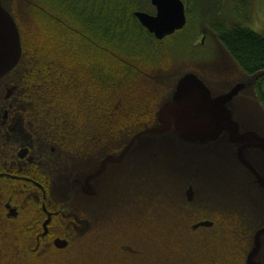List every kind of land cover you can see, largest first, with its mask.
Returning <instances> with one entry per match:
<instances>
[{
    "label": "rangeland",
    "instance_id": "1",
    "mask_svg": "<svg viewBox=\"0 0 264 264\" xmlns=\"http://www.w3.org/2000/svg\"><path fill=\"white\" fill-rule=\"evenodd\" d=\"M187 1L184 0L186 6ZM189 1L193 18L197 19V21L202 8L212 12L215 10L218 13L222 12L225 3L227 4V0ZM29 2L30 0H2L4 7L15 18L19 26L22 35V50L28 56L27 59L24 56L23 68L18 69L20 76L22 70H25L23 77L26 81L23 82L32 90H30V97L35 102L33 104V102L29 101L26 106L31 112L30 116L32 117L33 115V117L40 118L41 122H43V119L38 113L47 119L49 112L56 111L53 117H57L58 111L64 112L61 113L64 116L63 124L59 122L58 124H61V126L65 125L68 130L67 134H65V131L63 133L60 128L54 130L59 127L57 124L50 131H48L50 125L46 124V128L49 138L51 137L55 142L66 144L72 134L77 135L85 131L88 123L84 124L81 122L79 117L84 115L80 112L76 111L78 114L75 115L74 111L77 110V105L72 102L70 96H73V94L69 92L71 89H68L63 84L62 78L61 80H56L51 70L46 72V74L47 77H51L52 84L43 81L45 75L41 71L44 69L43 62L45 60L40 54L53 52L55 49H52L49 45L51 38L45 32V29L31 18ZM144 5L146 8L149 7V1H146ZM255 10L251 28L264 34V0H256ZM147 12L154 14V7L152 6ZM228 13L227 16H229ZM211 26V24H206V26H202L203 28L198 30L196 46L201 45L203 48L202 53L196 55L188 53L184 60L170 62L163 70L142 75L137 83L130 87H125V92L131 96V100L124 106L121 104H117V106L120 107L121 111H123V108L128 111L139 109L137 115L135 113L132 118H127L126 121H132L129 125L136 126V128L139 127L138 129L141 131L146 129L147 126L141 127L140 125L141 122L145 121L143 118H146V115H143L150 110L155 109L157 111L171 97L178 79L185 73L194 72L198 74L214 92L227 90L235 85L247 83L250 80L219 44L211 30ZM191 27L193 30L196 29V23L193 22ZM168 49L171 53L176 51L173 46L168 47ZM29 72L38 74L39 83H35L37 86L36 90L32 89V82L27 78ZM56 84L67 90L63 93L59 89L56 90ZM92 90L91 96H94L95 91L93 88ZM241 97L236 98L233 102H241ZM245 98L249 101V103L247 102L249 108L244 107L245 116L256 117L259 115L260 117L264 114L263 108L258 105L252 86L248 94H245ZM44 100H46L45 106H43ZM48 104H51V107ZM71 104L75 107L73 111ZM40 105L43 107L42 110ZM98 105L100 104L91 100V134H98L102 140L113 138V134L103 135L107 130L103 126L98 125L99 117L96 116L98 112L95 110ZM239 105L243 106V103H239ZM113 119L119 121L118 117ZM120 121H125V118L124 120L121 118ZM71 125L78 129L73 130ZM138 132L140 131L136 130L132 134L134 135ZM116 135L119 134L117 133ZM169 137L174 140H176V137L178 142L175 145L181 147L179 150H184L180 159L174 161L172 165H178L186 169H199L196 173L197 178H200L201 175L205 177L206 163L208 162L206 155L199 151L201 149L199 146L181 142L178 134L174 131L164 136H147L141 139L145 144V150L151 152L155 147L158 149L156 152L160 154L157 158H153L151 156L153 152L145 153L144 163L146 165L155 164L156 168L162 171V174L165 172L169 173L167 168H163L164 165L167 166L168 160H164L161 157L165 156V152L162 151L165 149L159 148V143H163V140L167 142ZM101 148H103V144ZM219 163L228 165L223 161ZM71 164L69 163L62 170L64 177L70 174ZM127 165L130 167L131 165L134 166L136 161L133 160ZM99 166L100 163L91 157V172L95 171ZM212 167L216 168L215 166ZM223 167L230 172L233 170L229 166ZM202 168L204 169L203 172L200 171ZM124 169H128L130 174L134 172V178L138 175L135 168L125 167ZM162 174L160 176H163ZM152 175L149 171L146 172L141 184L138 182L120 184L121 180L117 184L114 183V185L112 184L113 182H107L104 187L106 196H101V198L103 197V203L101 204V198H97L95 202L96 216L94 225L92 227L89 226L90 231L85 227V231L67 237L69 245L65 250H58L53 246V240L56 238L54 236L42 239V245L37 247L36 244L39 237L30 235L24 229L33 216L29 208H23L22 214L17 218L18 220H10L3 210L4 201L2 194H0V264H204L205 262L237 264V260L239 261L241 256L239 254L241 249H243L242 246L250 251L256 230L261 224H264V194L258 195L256 185H254V188L251 186L238 187L233 184L234 180L228 178H225L222 186L219 183L206 184L207 186L202 185L203 192L213 199L209 201V206H213L215 203L212 202L216 200L221 204L220 211L223 215L220 214L219 218L224 221H221L220 226L213 230L204 232L199 230L198 233H195L196 238H192L193 232L190 230V224H193V221H190L191 216L185 212L189 208L190 213L195 211L184 203L181 199L182 197L178 198L181 196L182 190L184 192V189L181 190L182 187L178 184V179H176V185L179 186L173 189L179 192V196L177 195L176 201L174 199L168 201L169 199L167 200L166 198L169 196L168 185L163 182L156 184L151 177ZM160 180L169 181L175 180V178L168 176L161 177ZM72 185L71 181L60 185L57 188L58 191L54 193L53 201L57 204L61 202L72 203L74 209L83 217L82 219H89L91 223V212L87 210L89 209L88 206L81 205V208L78 207L82 202L81 196L79 199L75 195L76 186ZM123 187H126L125 194L120 191L117 198L112 199L113 201L107 208V202L114 192L119 189L123 191ZM110 188L113 189L111 192L109 191ZM69 189H71V192L67 195ZM123 197L124 201L122 200ZM162 197L163 201L161 200V202L160 198ZM196 201L200 203L201 200L198 199ZM238 202L241 204H238ZM242 207L246 209L245 215L241 214ZM251 212H253V218L250 221L249 213ZM197 216H200V213ZM176 252L182 254L176 256Z\"/></svg>",
    "mask_w": 264,
    "mask_h": 264
},
{
    "label": "trees",
    "instance_id": "2",
    "mask_svg": "<svg viewBox=\"0 0 264 264\" xmlns=\"http://www.w3.org/2000/svg\"><path fill=\"white\" fill-rule=\"evenodd\" d=\"M146 1L150 5L147 8L144 5ZM189 3L188 0L185 28L163 40H157L134 15L137 11H149L152 8L150 0H30L28 6L31 18L45 29L51 38L49 45L55 49L40 54L45 60L41 71L45 75L43 81L52 84L51 77L46 74L51 70L56 80L62 78L63 84L71 89L72 102L77 105L75 115L78 114L76 111L80 112L84 115L79 117L81 122L88 123L85 131L72 134L69 140L91 134V100L100 104L95 110L98 112V125L107 130L103 135L131 134L140 130L129 125L131 120L126 121L135 113L137 115L139 109L128 111L123 108L121 111L117 106H124L131 100L125 87L137 83L142 75L163 70L170 62L184 60L188 53H202L203 48L201 45L196 46V39L199 28L206 24L212 25L215 38L241 71L256 78L254 92L264 109V34L251 28L256 0H227L223 11L218 13L202 8L198 21L193 18ZM193 22L196 23L195 31L191 27ZM172 46L176 51L171 53L168 47ZM24 56L28 58L23 52L16 69L23 68ZM27 78L32 82V89L36 90L38 74L29 72ZM92 88L94 96H91ZM55 89L62 93L67 90L58 84ZM48 106L51 107V104ZM40 108L42 110L43 107L40 105ZM71 108L72 111L75 109L72 104ZM55 112H49L50 117H47L50 125L48 131L57 124L59 127L54 130L60 128L67 134L65 125L61 126L64 117L61 113L64 112L58 111L60 115L53 117ZM155 113L154 109L144 114L146 118H143L145 121L141 122V127L151 126ZM38 115L43 117L40 113ZM116 117L119 121L113 119ZM121 118H125V121H120ZM72 128L78 129L75 126ZM92 136L100 138L95 133ZM191 237L196 238L195 233ZM181 254L176 252V256Z\"/></svg>",
    "mask_w": 264,
    "mask_h": 264
},
{
    "label": "flooded vegetation",
    "instance_id": "3",
    "mask_svg": "<svg viewBox=\"0 0 264 264\" xmlns=\"http://www.w3.org/2000/svg\"><path fill=\"white\" fill-rule=\"evenodd\" d=\"M19 72L18 69H15L0 80V194H2L4 201L2 205L3 210L10 220H18L17 218L22 214L23 208H29V211L33 216L31 215L32 217L24 229L30 235H36L39 237L36 244L37 247L42 245V239L48 237L54 236L56 238L65 239L69 242L67 237L85 231V227L90 231L89 226L92 227L95 223L96 199L101 198V196H106L104 187L107 182H113L112 184L114 185V183L117 184V182L121 180L120 184H125L127 182H138L141 184L145 177L144 174L149 171L151 175L153 174L151 177L156 184L163 182L168 185L167 191L169 196L166 197L167 200L169 199L168 201H171L174 199L176 201L179 192L174 189L176 186H179L176 185V179H178V184L182 187L181 190L184 189V192L182 190L181 196L178 198L182 197L181 199L184 203L195 211L194 213H190L189 208L185 212L187 215L191 216L190 221H193V224H190V230L193 233H198L199 230L202 232L213 230L220 226L221 221H224L219 218L220 214H222L220 211L221 204L216 200L212 202L215 203L213 206H209V201L213 199L212 197H209L207 193L203 192L202 185L219 183L222 186L226 176L228 179H233V184L238 187L251 186L254 188V177L238 162L236 157L241 144L237 145L231 143L229 140V134L223 133L220 136V139L207 145H202V148L206 151L208 148L220 149L224 147L217 151V153L221 154V156H230L231 161L235 165L234 167L232 166V172L228 169L226 170V175L224 171L218 169H207L205 177L201 175L200 178H197L196 173L199 170L176 167L175 165H164L163 168H167L169 173L165 172L166 174H162V171L157 169L155 164L146 165L144 163L145 153L153 152L151 156L157 158V156L160 155L156 152L158 149L154 147L151 152L145 150L144 142L139 140L136 147L132 148L123 161L115 165L107 166L106 171L100 178L88 181V184L93 187V193L90 195L88 193L91 192V186L87 185V179L91 176V157L101 164L107 157L119 155L136 133L134 135L132 133L128 134L124 132L116 135V133L112 136L113 138L105 140L94 136L91 137L90 134L87 136L81 135L79 136L80 138H73L69 140V142L67 140L66 144L63 142H55L54 139H51V137L49 138L48 136L49 134L47 133L46 128V124L48 125L47 119L41 117L43 119V122H41L40 118L33 117V115L32 117L30 116L31 112H29L26 105L29 101H31V103L33 102V104L35 102L32 97H30L31 89H29L28 85L23 82L26 81L23 77V72H25V70H22L21 76L18 74ZM156 113L155 117L152 118L150 122L152 124L151 126L156 124ZM102 144L103 148H101ZM245 155L251 162L255 160L256 162H264V153L260 149H248L246 150ZM133 160L136 161V165H131V167L128 166L127 164ZM69 163H72L70 165V174L67 175V177H64L62 175L64 173L62 170H64ZM125 167H129L130 169L135 168L138 177L136 176L134 178V172H131L130 174L128 169H124ZM200 171L203 172L204 170ZM161 174L163 176H160ZM168 176L174 177L175 180H160L161 177ZM70 181L73 184L72 186H76L74 190L75 195H77L79 199L81 196L82 202L78 207L81 208V205L88 206L89 209H87V207L86 209L91 212V223L89 219H82L83 217H81L79 215L80 213L74 209L72 203L61 202L60 204H57L53 201L54 193L58 191L57 188L63 183H68ZM189 189H192L191 195L187 192ZM112 190V188L109 189L110 192ZM120 191L125 194L126 187H123V191L119 189L114 192L107 202V208L111 201L117 198ZM70 192L71 189L68 190L67 195ZM261 194H264V190L258 189V195ZM102 198L101 204L103 203ZM198 199L201 200L200 203L199 201H196ZM122 200L124 201V197ZM161 200L163 201V197L160 198V201ZM238 204L241 203L238 202ZM112 208L114 207L112 206ZM12 209L15 210V215L10 217ZM208 209L209 211H207ZM245 210L246 209L242 207V215L246 214ZM199 213L200 216H197ZM49 215L51 216V219L47 226L48 231L44 234L43 225ZM249 216H252L251 218L249 217L251 221L253 218V212L249 213ZM202 222H210L211 225L194 228V226ZM263 227L264 224H261L256 232ZM254 236L250 251L254 246ZM56 238H54V240ZM261 242L262 246L256 257V261L260 264H264V235L262 236ZM242 248L241 253L239 254L238 252L241 256L239 261L237 260V264H248L247 257L250 251L243 246ZM204 264L219 263L205 262Z\"/></svg>",
    "mask_w": 264,
    "mask_h": 264
},
{
    "label": "water",
    "instance_id": "4",
    "mask_svg": "<svg viewBox=\"0 0 264 264\" xmlns=\"http://www.w3.org/2000/svg\"><path fill=\"white\" fill-rule=\"evenodd\" d=\"M150 1L155 8V14L137 11L134 15L139 23L157 40H163L185 28L187 15L183 0ZM22 55L19 26L15 18L4 7L2 0H0V80L18 66ZM248 77L250 80L247 83H241L227 90L214 92L198 74L194 72L183 74L178 79L171 97L157 110L156 124L136 133L119 155L107 157L95 171L91 172V176L87 179V185L91 186V192L88 194L91 195L93 193V187L88 184V181L100 178L106 171L107 166L123 161L132 148L136 147L139 140L147 136L168 135L173 131L178 134L181 142L201 148L199 151L203 152L206 155V159H208L206 169H218L224 171L225 175L227 172L223 166L233 168L235 165L231 161L230 156H221V154L217 153L224 147L220 149L208 148L205 151L202 145L215 142L220 139L223 133H228L231 143L241 144L236 156L238 162L254 177L256 189L264 190V162H256V160L251 162L245 155L248 149H260L264 153V114L260 117L259 115L256 117L244 115V107L249 108L247 105L249 101L245 98V94H248L251 86L254 90L256 79L255 77ZM248 89L249 91L247 92ZM238 97H241V102H233ZM243 100L244 102H242ZM239 103H243V106H240ZM258 105L261 106L259 102ZM175 139L169 137L167 142L163 140V143H159V148L165 149L162 150L165 152V156L161 157L164 160H168L166 165H172L174 161H178L184 151L179 150L181 147L175 145L178 142L176 137ZM220 161L228 165L221 164L219 163ZM176 167L180 166L177 165ZM187 192L191 195L192 189ZM14 215L15 210L12 209L10 217ZM50 219L51 216L49 215L43 225L44 234L48 231L47 226L50 223ZM210 225V222H202L194 226V228ZM263 235L264 227L255 233L254 246L247 257L248 264H260L256 261V257L262 246ZM68 244L67 240L61 238H56L53 242L54 247L57 249H65Z\"/></svg>",
    "mask_w": 264,
    "mask_h": 264
}]
</instances>
